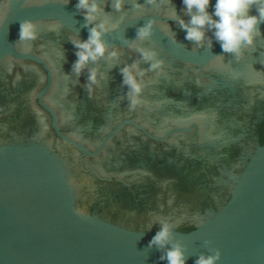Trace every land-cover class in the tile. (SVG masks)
Listing matches in <instances>:
<instances>
[{"label": "water", "instance_id": "water-1", "mask_svg": "<svg viewBox=\"0 0 264 264\" xmlns=\"http://www.w3.org/2000/svg\"><path fill=\"white\" fill-rule=\"evenodd\" d=\"M77 2L0 0V264H167L149 243L163 221L179 225L172 243L185 247L187 264L212 249L219 264H264V24L237 56L211 31L204 47L185 38L168 18L174 6L188 19L182 0H125L124 12L102 0L117 25L104 39L118 55L77 74L73 40L91 27ZM25 20L35 40H19ZM148 20L152 34L141 39ZM140 48L162 65L152 68ZM134 63L135 97L121 71ZM91 69L103 73L98 83ZM135 109L156 132L192 122L199 131L157 136ZM130 124L153 141L191 133L166 151L135 143L136 133L112 141Z\"/></svg>", "mask_w": 264, "mask_h": 264}, {"label": "clouds", "instance_id": "clouds-1", "mask_svg": "<svg viewBox=\"0 0 264 264\" xmlns=\"http://www.w3.org/2000/svg\"><path fill=\"white\" fill-rule=\"evenodd\" d=\"M69 2V0H67ZM156 0H149L155 3ZM184 14L188 16L185 20L179 15L173 6L168 18L177 21L182 29L186 30L185 38L196 42L200 47L205 46L207 34L211 31L215 41L220 44L223 52L232 53L239 56L241 50L247 46H252L256 38L262 34L260 25L264 24V0H182ZM102 0H78L76 7L83 11L87 25H90L89 35L86 40L74 39L73 44L78 49L77 59L73 64V70L79 74L89 62H96L100 58L107 56L116 57L117 50L109 51V46L104 39L107 32L115 27L105 7H102ZM255 6L257 14H250V9ZM138 11H143V4H136ZM112 8L116 12L125 11V0H113ZM212 9L209 11V9ZM97 21H99L97 23ZM155 21L148 20L137 30V36L141 39L152 34ZM37 38L36 25L25 20L20 23L19 40L31 41ZM211 47V41H208ZM144 60L154 61L152 68L162 65V60L156 59V53L152 50L140 48ZM219 56V55H217ZM136 63L125 66L121 69L124 75V84L130 88V94L138 96L142 91V84L137 78ZM142 74V73H141ZM103 73L97 69H91L89 81L98 83ZM133 104L137 103L134 98ZM179 227L167 221L162 222V227L149 242L150 246H158L165 249L162 260L167 264H187V253L185 247L180 243H172L173 228ZM210 243V242H209ZM170 245V246H169ZM222 253L219 249H212L211 254H202L196 264H219Z\"/></svg>", "mask_w": 264, "mask_h": 264}, {"label": "flooded vegetation", "instance_id": "flooded-vegetation-1", "mask_svg": "<svg viewBox=\"0 0 264 264\" xmlns=\"http://www.w3.org/2000/svg\"><path fill=\"white\" fill-rule=\"evenodd\" d=\"M196 91H197V88H196ZM145 110L146 111H148L149 113H152V115H150V116H153L154 115V113L156 112V113H158V111L157 110H162L161 108H157V109H149V108H145ZM135 114H136V117L138 116L137 115V111H136V109H135ZM159 114H161V113H159ZM130 115H132V114H130ZM137 121L138 122H140L139 120H138V117H137ZM141 123V122H140ZM148 131H150L151 133H153V134H155V135H157V136H163L167 131H170V130H174V129H176V128H182V129H186V128H191V131H193V126L194 127H196V129H197V133H198V131H199V127H198V124L196 123V122H192L190 125H171L167 130H165V131H162V132H156V131H154L153 129H151L150 127H148L147 125H145V124H143V123H141ZM263 125H264V119H263V121L261 122V124H260V127H259V140H260V142H263L264 140H262V127H263ZM128 128H130L131 129V131L130 130H128ZM107 130V129H106ZM105 130V131H106ZM105 131L103 132V133H105ZM191 131L190 132H186V131H184V132H181V133H177V134H174L173 136H175L176 138H180V139H182V140H184V142H185V140H186V138L187 137H189V135H190V133H191ZM126 132H128V134H126ZM103 133L101 134V136L103 135ZM133 133H136L137 135H138V138H134L133 139V141L135 142V143H147V144H151L152 146H154V148H158V147H161L162 148V150H164V151H166L167 149H166V147H165V144H166V142H168L173 136H170L167 140H165V141H153V140H151V139H149V138H147L141 131H139V130H137L136 129V127L135 126H133V125H126L125 127H124V129L122 130V131H120L116 136H115V138L112 140V141H114L115 139H116V137L117 136H119V135H122L123 136V143L124 144H127V139H128V136H131ZM131 139H132V137H130ZM111 141V142H112ZM110 142V143H111ZM109 143V144H110ZM182 144H184L183 143V141H182ZM125 149L126 150H132V149H129V148H127V147H125ZM164 151H162V152H164ZM151 154V156H152V158L154 159V158H156V153L155 152H151L150 153ZM131 155V154H130ZM188 157V156H187ZM187 157H185V159H190V158H187ZM192 158V157H191ZM195 158V157H194ZM194 225H187V226H184V228H185V231H187V230H190L192 227H193Z\"/></svg>", "mask_w": 264, "mask_h": 264}, {"label": "trees", "instance_id": "trees-1", "mask_svg": "<svg viewBox=\"0 0 264 264\" xmlns=\"http://www.w3.org/2000/svg\"><path fill=\"white\" fill-rule=\"evenodd\" d=\"M262 140H264V125L262 127Z\"/></svg>", "mask_w": 264, "mask_h": 264}]
</instances>
